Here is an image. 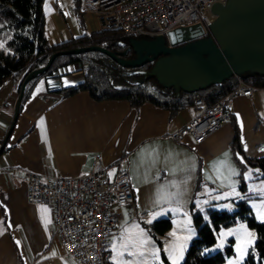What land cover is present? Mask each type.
Wrapping results in <instances>:
<instances>
[{
  "label": "crops",
  "instance_id": "0c3cea01",
  "mask_svg": "<svg viewBox=\"0 0 264 264\" xmlns=\"http://www.w3.org/2000/svg\"><path fill=\"white\" fill-rule=\"evenodd\" d=\"M56 13L51 34H47L50 45L101 30L100 22L92 15L83 13L81 28L66 20L67 15L58 8ZM83 78L84 72L76 64L45 79L40 91L35 87L8 138V150L0 154V264H77L59 244L51 209L27 202L25 171L50 177L80 175L90 170L92 158L100 154L107 166V178H112L109 173L116 170L113 163L122 159L134 199L112 208L119 213L118 230L107 246L108 262L112 264L111 248L121 242L125 228L139 225L150 240L144 227L148 220L169 216L173 228V219L190 221L192 203L201 210L206 209L203 203L229 197L224 198L222 192L238 182L239 166L232 149L236 135L246 158H264V120L260 117L264 89L253 88L250 97H237L230 122L202 143H195L184 131L200 111L194 106L171 114L151 104L135 108L125 101L95 102L86 92L66 99L52 93L57 88L75 86ZM17 84L18 80L11 79L0 88L3 138L12 121ZM180 130L184 135L181 142L174 139ZM225 153L238 173L231 179L218 178L216 171ZM221 172L228 175L226 169ZM206 187L209 189L203 190ZM198 202L203 206H197ZM43 208L48 209L47 219L51 220L47 227L42 219Z\"/></svg>",
  "mask_w": 264,
  "mask_h": 264
},
{
  "label": "trees",
  "instance_id": "16d2710c",
  "mask_svg": "<svg viewBox=\"0 0 264 264\" xmlns=\"http://www.w3.org/2000/svg\"><path fill=\"white\" fill-rule=\"evenodd\" d=\"M44 2L45 0H0V43H3V47L0 48V88L11 79L18 80L17 95L24 79L33 71L43 68L54 53L89 46H98L113 52L118 44L128 39L125 38L128 36L116 32L100 30L90 34L85 33L83 36L60 44L50 45L45 34ZM72 10L77 25L84 28L81 0H73ZM76 64L84 72L83 81L75 86L55 89L52 93L60 99L86 92L95 102L125 101L135 108L143 104H151L174 114L194 106L197 99L204 100L208 106L214 104L232 91L238 85V81L254 89H264V76L246 74L232 77L220 85L211 86L195 94H184L181 91L160 86L150 76L145 79L141 76L132 78L127 73V69L118 66L108 56L91 52L57 57L46 73L26 84L19 113L40 80H45L61 69ZM232 149L234 159L239 166V189L244 191L243 173L246 169H252L254 178H264V158H246L238 135L232 142ZM7 150L6 145L1 153ZM236 205L238 209L234 212L207 207L208 221H204L200 209L195 208L193 203L190 205L196 235L189 242L180 264H222L225 258L222 251L207 253L204 249L215 243L217 232L221 227L231 225L237 220L246 221L248 226L256 232L254 249L249 251L244 264H264V223L255 219L245 199H239ZM171 226L169 216L144 225L160 248L162 247L160 237H164ZM230 251L231 248L228 247L227 252ZM161 255L164 264H170L164 253Z\"/></svg>",
  "mask_w": 264,
  "mask_h": 264
},
{
  "label": "built area",
  "instance_id": "2783aa9c",
  "mask_svg": "<svg viewBox=\"0 0 264 264\" xmlns=\"http://www.w3.org/2000/svg\"><path fill=\"white\" fill-rule=\"evenodd\" d=\"M227 0H81V11L95 17L101 30L128 37L153 38L170 31L200 24L208 29L214 20L211 9ZM253 88L238 85L212 105L202 99L194 102L199 113L184 127L195 143H202L231 120L237 97H250ZM183 133L174 135L183 140ZM3 140L0 135V145ZM122 159L113 163L116 170L107 178L102 155L96 154L90 170L74 176H46L25 171L26 199L30 204L51 209L55 235L64 254L77 264H109L107 246L118 230L117 210L113 206L132 203L134 192ZM16 181V177L13 176Z\"/></svg>",
  "mask_w": 264,
  "mask_h": 264
},
{
  "label": "water",
  "instance_id": "95a60500",
  "mask_svg": "<svg viewBox=\"0 0 264 264\" xmlns=\"http://www.w3.org/2000/svg\"><path fill=\"white\" fill-rule=\"evenodd\" d=\"M211 13L215 18L207 30L196 24L176 28L165 38H129L127 51H132L136 56L132 60L121 58L125 53L115 54L98 46L54 53L43 68L33 71L24 79L12 121L0 145V154L17 121L26 84L46 73L59 56L97 52L125 69H136L154 62L147 75L160 86L184 94L204 91L232 77L246 74L264 76V0H227L223 6L214 5ZM206 33L208 37L204 38Z\"/></svg>",
  "mask_w": 264,
  "mask_h": 264
},
{
  "label": "rangeland",
  "instance_id": "374dc122",
  "mask_svg": "<svg viewBox=\"0 0 264 264\" xmlns=\"http://www.w3.org/2000/svg\"><path fill=\"white\" fill-rule=\"evenodd\" d=\"M56 8H58L59 10L62 11V13L66 14V20L71 21V23L73 25H77V23L74 21V16H73V0H45L44 2V6H43V11H44V15H45V34L47 36V34H51V31L53 29L52 25H53V14H57L56 13ZM45 80H40L38 82V84L36 85V91L39 88H42L44 85ZM263 120H264V106H263V110H262V115L260 116ZM257 169V168H255ZM247 174H250V177L248 179H245V176ZM244 181H245V188L244 191H241L239 189V181L236 183V187L235 188V192H233V187L230 188V190H224L222 193V196H224L225 193H231V195H229V197L226 200H222V201H214V202H206L203 204H206V208L207 207H211L213 209H217V210H225L228 212H234L238 209L236 202L239 199H245V201L247 202V205L251 208L252 213L255 217V219L259 222H261L258 218H257V208H259L260 205V193L254 192V191H250V189H255L257 186H260L262 184V182H264V178H254L252 175V169L249 168L247 169L244 173ZM208 190L209 188H203V190ZM202 190V191H203ZM234 193H238V197H236L234 195ZM214 196H219L217 193L213 194ZM199 207H202L203 205H200V203H197ZM253 205H256V207H254ZM201 212L203 214L204 217V221H208L209 220V214L208 211L205 208L201 209ZM174 220V226L165 234L164 237H160L161 241H164V244L162 243V247L160 248L158 246V244L153 240L152 237H150V244L148 245L149 248H154V249H158L159 250V261H153L152 264H164V260L162 258V253L165 254V256L167 257V260L169 261V263L171 264V260L169 258V254H168V249L170 247V244L174 241V237L170 236L169 233L173 232L174 230L177 232L178 235L180 236H190V239H188V243L186 244V248L184 250L183 253V258L185 255V252L188 248L189 242L191 241V239L196 235V228L193 225V221H192V215L190 217V223H186L185 219H173ZM176 220V221H175ZM185 220V221H184ZM172 222V219H171ZM240 224H244L247 226V228L250 231H253L255 233L256 236V232L253 228H250L247 224L246 221L243 220H237L235 223L228 225V226H223L221 227L218 232H217V236H216V241L214 244H212L209 247H206L204 250L207 253H215L217 251H222L225 258H224V262L222 264H229L230 260H233L236 258V251H235V244H236V237L234 235H229L224 237V243L222 247H218L220 240H221V236L220 234L222 232H227L229 230L235 229L237 228ZM256 241V239H255ZM121 242L117 243V245H119ZM116 244V243H115ZM230 247L231 251L227 252V248ZM123 249H121L122 251ZM251 250V249H250ZM249 250V251H250ZM111 252H112V248H111ZM114 253L112 252V255ZM183 258L179 261V264L182 262ZM247 258V256H246ZM245 258V260H246ZM125 259H130L129 257H125ZM244 260V262H245ZM243 262V264H244Z\"/></svg>",
  "mask_w": 264,
  "mask_h": 264
},
{
  "label": "snow or ice",
  "instance_id": "6c2138e0",
  "mask_svg": "<svg viewBox=\"0 0 264 264\" xmlns=\"http://www.w3.org/2000/svg\"><path fill=\"white\" fill-rule=\"evenodd\" d=\"M3 47V43H0V48ZM51 83V82H49ZM41 89H37L40 91ZM149 157L153 155L152 152L148 153ZM227 153H225V159L218 162V167L216 169L218 178L223 179H231V177L237 175L235 168H233L228 160ZM243 162V160H241ZM226 169L228 175L223 176L221 170ZM114 175L113 172L109 173V176ZM250 174L245 176V179H248ZM250 191H254L260 193V205L257 208V218L264 223V182L260 186H257L255 189H250ZM233 192H235V188L233 187ZM231 193H225L224 198H227ZM238 195V193H237ZM256 207V205H253ZM177 212L180 211L179 208L176 209ZM42 212L45 214L42 216V219L45 220V226L51 223L50 219H47L48 209L43 208ZM151 223V220L147 221ZM186 223H190V221H186ZM170 236L174 237V241L170 244L168 249L169 258L171 260V264H179V261L183 258V252L186 248V241L190 239V236H180L174 230L169 233ZM234 235L236 237V244L234 246L236 251V258L229 261V264H243L246 256L249 254L250 249H254L255 245V233L250 231L246 225L240 224L237 228L229 230L227 232H222L220 234L221 240L218 247H222L224 243V237ZM19 243V242H17ZM150 241L146 237V234L143 229L139 228V225L133 224L130 228L124 229V234L121 236V243L119 245L113 244L112 252L114 253L111 257L112 264H152L153 261H159V250L154 248H149L148 245ZM121 249H123L121 251ZM55 255V253H53ZM125 257H129L130 259H125Z\"/></svg>",
  "mask_w": 264,
  "mask_h": 264
},
{
  "label": "flooded vegetation",
  "instance_id": "af4514ba",
  "mask_svg": "<svg viewBox=\"0 0 264 264\" xmlns=\"http://www.w3.org/2000/svg\"><path fill=\"white\" fill-rule=\"evenodd\" d=\"M160 37L165 38V36H157V37H153V38L125 37V38H128V39L126 41H124L123 43H121V44H123V46L117 45V49H115L113 51V53H115V54H123V53H125V55L124 56L122 55L121 58L126 59V60L135 59L136 58L135 54L132 51H127L129 38H136L137 40H154V39L160 38ZM206 37H208V33L205 34L204 38H206ZM182 45H184V44H181L180 46H182ZM153 64H154V62H151V63H146V64L142 65V67H140V68L127 69V73L130 76H132V78H135L136 76H141V78L145 79V78L148 77L147 73L150 72Z\"/></svg>",
  "mask_w": 264,
  "mask_h": 264
}]
</instances>
